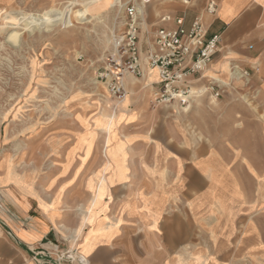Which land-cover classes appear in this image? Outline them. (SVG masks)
I'll list each match as a JSON object with an SVG mask.
<instances>
[{
    "label": "crops",
    "instance_id": "1",
    "mask_svg": "<svg viewBox=\"0 0 264 264\" xmlns=\"http://www.w3.org/2000/svg\"><path fill=\"white\" fill-rule=\"evenodd\" d=\"M10 1L0 0V6ZM182 1L184 9L178 15H164L159 26L166 24V16H185L187 27L202 16L209 35H221V52L211 65L210 75L227 76L230 66L238 64L250 70L252 85L259 91L256 101L222 100L217 106L206 103L195 107L214 120L208 125L204 140H237L240 144L235 150L242 152L236 154L218 143L201 149L198 145L180 148L178 115L185 114L191 106H154L150 98L159 84L156 71L145 67L143 78L126 76L130 100L113 106V120L109 118L111 114H102L96 121V126H102L107 133L106 165L96 170L102 175L96 177L91 187L92 200L84 210L83 220L89 231L85 233L80 228L71 240L79 243L73 250L86 259L85 264H223L225 261L215 255L209 259L197 244L195 226L212 205L217 211H227V203H236V199L239 205L245 203L240 190L247 187V170L245 164L236 163L235 157H264V0ZM210 1L217 3L215 15L207 13ZM10 14L0 9L3 19ZM214 109L218 110L213 112ZM194 117L193 112L192 120ZM154 119H159L166 130L149 138L150 129L142 127ZM228 119L231 125L227 127L222 121ZM233 120L239 121L238 128H233ZM124 129L133 130V138L142 137L154 144L147 148L144 141L139 149H132L129 144L125 148L121 144L124 139L119 137ZM191 140L198 142L200 138L195 134ZM82 142L88 153L91 142ZM3 143L0 121V264H79L61 258L69 245L58 230L62 226L58 227L56 211H50V206L12 179ZM222 190L235 195L239 190V196H223ZM109 204L120 206L119 214L110 217L100 213ZM188 204L192 209L180 212L181 206ZM133 222L137 223L133 226ZM250 228L251 234L242 238L243 246L249 241V245L262 251L257 228L254 224ZM41 253L49 255L43 257Z\"/></svg>",
    "mask_w": 264,
    "mask_h": 264
},
{
    "label": "rangeland",
    "instance_id": "2",
    "mask_svg": "<svg viewBox=\"0 0 264 264\" xmlns=\"http://www.w3.org/2000/svg\"><path fill=\"white\" fill-rule=\"evenodd\" d=\"M124 4V0H11L0 6L11 13L6 19L0 17V121L8 172L17 184L50 206V211H56L58 227L62 226L57 228L69 245L66 252L79 245L71 240L80 228L89 231L84 210L92 200L96 177L102 175L96 170L106 165L107 133L96 126V121L102 114L110 115L115 104L119 107L130 100L128 94L121 104L116 102L99 77L116 54V40L123 34ZM182 9V0L148 1L141 19L143 36L155 31L164 15H178ZM219 77L231 84L220 98L200 96L185 114L178 115L180 148L198 145L201 149L218 143L236 154L242 152L235 150L240 144L237 140H204L214 120L195 107L206 103L217 106L222 100L256 101L259 91L250 79L233 80L230 72ZM109 118L113 120L115 115ZM222 122L231 125L229 119ZM233 122V128H238L239 121ZM142 128L150 129V134L146 133L149 138L166 130L159 119ZM132 131L118 132L125 148L128 144L132 149L141 148L145 142L147 148L154 144L142 137L133 138ZM195 134L198 142L191 140ZM84 140L91 142L88 153ZM262 144L264 149V141ZM235 160L247 170L241 172L247 186L240 190L245 203L239 205L236 199V203H227V211L209 207L203 221L195 226L198 235L194 239L209 259L215 255L225 261L223 264H264V157L236 156ZM222 192L223 196H239V190L236 195L229 190ZM119 208L104 205L100 213L113 217ZM190 208V204L182 205L180 212ZM253 224L262 238V251L249 241L246 247L242 244Z\"/></svg>",
    "mask_w": 264,
    "mask_h": 264
},
{
    "label": "built area",
    "instance_id": "3",
    "mask_svg": "<svg viewBox=\"0 0 264 264\" xmlns=\"http://www.w3.org/2000/svg\"><path fill=\"white\" fill-rule=\"evenodd\" d=\"M124 3V31L120 40H116V54L99 74L116 102L122 103L127 97L126 76L143 78L145 67L156 71L159 77L152 100L154 106L177 104L185 108L200 96L211 94L220 98L227 91L231 84L222 81L219 74L210 75L211 65L221 52V35H209L202 16H197L189 27L185 16H166L163 18L166 24L146 32L144 37L141 19L148 1L124 0ZM207 13H217L215 1L209 2ZM230 73L237 81L249 80L251 76L250 70L238 64L230 66ZM66 253L61 258L86 263L77 250Z\"/></svg>",
    "mask_w": 264,
    "mask_h": 264
},
{
    "label": "bare ground",
    "instance_id": "4",
    "mask_svg": "<svg viewBox=\"0 0 264 264\" xmlns=\"http://www.w3.org/2000/svg\"><path fill=\"white\" fill-rule=\"evenodd\" d=\"M146 1H150V0H146ZM123 9H124V6L122 7V11L123 12ZM120 12V11H119ZM122 20V19H121ZM122 25H124V20L123 22L121 23ZM116 46H117V42H116ZM116 46H115V51H116ZM230 76L233 78V75L230 73ZM221 79V78H220ZM222 80V79H221ZM223 81V80H222ZM121 104V103H119ZM66 253V252H65ZM72 253V252H71ZM68 253L64 254L63 256H66ZM80 255V254H79ZM76 256V255H75ZM81 256V255H80ZM84 258V257H83ZM85 259V258H84ZM86 260V259H85Z\"/></svg>",
    "mask_w": 264,
    "mask_h": 264
}]
</instances>
